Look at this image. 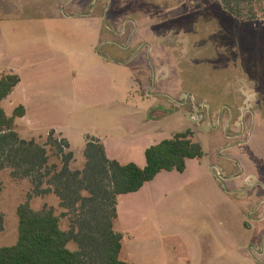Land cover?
Wrapping results in <instances>:
<instances>
[{"label": "rangeland", "instance_id": "rangeland-1", "mask_svg": "<svg viewBox=\"0 0 264 264\" xmlns=\"http://www.w3.org/2000/svg\"><path fill=\"white\" fill-rule=\"evenodd\" d=\"M68 1L60 8L62 0H0V62L13 57L28 88L33 125L18 118L20 136L45 143L53 127L61 128L76 169L85 164L88 136L125 135L150 116L166 117L153 130L168 135L191 127L205 165L219 176L221 195L203 188L182 200L179 214L163 219L165 232L185 236L170 254L180 263L264 264L255 254L261 241L264 246V222L257 221L264 217V11L250 21L225 12L220 0H92L89 17L72 16ZM27 52L33 57L25 58ZM51 63L58 64V82ZM4 106L13 113L8 101ZM49 154L57 163L55 152ZM0 183V246H11L19 236L17 208L32 183L16 181L9 168L0 171ZM58 203L53 193L31 201L35 210ZM61 227L69 228L67 218Z\"/></svg>", "mask_w": 264, "mask_h": 264}, {"label": "trees", "instance_id": "trees-1", "mask_svg": "<svg viewBox=\"0 0 264 264\" xmlns=\"http://www.w3.org/2000/svg\"><path fill=\"white\" fill-rule=\"evenodd\" d=\"M220 2L225 12L238 19L257 20L259 8L264 11V0ZM20 81L13 71L0 79V171L9 168L13 179H29L32 188L17 208L18 240L0 246V264H133L122 257L124 234L117 229L119 197L139 191L162 171L183 172L189 159L203 158L205 150L194 139V130L188 128L149 146L145 167L109 158L101 140L88 136L83 149L86 164L73 169L75 154L70 143L56 137L54 129L45 143L20 136L16 120L25 115V107L19 105L9 115L3 106ZM49 150L55 152L57 163L51 164ZM52 193L59 198L58 206L32 207L33 198ZM62 218L69 220L66 230L61 227ZM4 227L5 215L0 213V233ZM70 242L77 249H71Z\"/></svg>", "mask_w": 264, "mask_h": 264}, {"label": "crops", "instance_id": "crops-1", "mask_svg": "<svg viewBox=\"0 0 264 264\" xmlns=\"http://www.w3.org/2000/svg\"><path fill=\"white\" fill-rule=\"evenodd\" d=\"M63 1L64 0L59 4L60 8ZM68 2L69 4L75 5L74 8L76 10L72 16L84 15L90 17V15H92V0H69ZM78 4H80V7H78ZM78 8L80 9L78 10ZM106 17L107 15L104 16L105 20ZM101 19H99V21H101ZM106 25L107 24H105V26ZM95 27L97 32L101 31V24ZM50 33L53 34L52 32H49V34ZM96 38H99V36ZM98 42L101 43L102 41ZM28 57H33V54L30 52L25 53V58ZM11 59L10 63L1 60L0 79L2 75L8 71L17 73L16 70L18 68H16L14 64H11L14 58L11 57ZM48 69L51 72L52 82L54 79V81L58 82L60 72L58 64L51 63ZM18 75L21 77V81L15 90L3 101V106L5 102L8 101L10 107H13L14 112L17 106L23 105L26 111L25 115L18 118L26 119L27 126H32L33 122L29 120L28 88L25 84L24 75ZM32 76L33 74H31L28 79ZM185 116L188 117L187 113H185ZM163 119L155 121L151 116L150 118L148 117V119L145 117L142 128L132 130L128 128V132L125 135H107L105 137L99 135L93 136L100 139L105 145L109 158L116 159L122 163L134 162L140 167H145L147 164L145 156L146 149L151 145L173 136V134L168 135L163 133V130L160 129L153 130L155 129L156 123L158 122L161 124ZM52 129H54L60 137L67 138L64 136L61 128L53 127ZM67 140L69 141L68 138ZM203 188L206 190L209 189V191H207L209 194L214 193L218 197L221 195L219 176L216 175L214 166H206L204 158H192L187 161V167L183 172L176 170L162 171L157 174L155 178L146 182L139 191L120 195L118 201L117 229L124 234V250L122 257L133 264H192V261L188 259H184L183 263H180L176 255L172 256L170 254V250L176 253V241L184 239L185 236L181 231L174 229H169V231L165 232L166 227L163 223V219L165 220L171 215L179 214L177 209L181 206L180 203H182V200L185 197H196ZM236 192L238 193V191L234 189L233 192L230 191L229 193ZM252 205L254 206L255 204H251L249 207L250 209H252ZM254 211H251L250 214H253ZM263 220L264 218H257V221L262 223L264 222ZM245 224L247 225L248 221L245 222ZM201 227L202 226L198 225L195 227L196 234L201 233ZM248 227H250V229L252 228L249 224ZM215 233L218 236L219 229ZM224 234H226L227 237L225 240L228 242L229 230L227 229ZM250 243L253 242L250 241ZM170 245L172 246L171 248L169 247ZM254 245V243L251 244L250 248H254ZM208 247L213 248L212 241L208 243ZM249 251L251 254L252 249ZM242 252V255L244 254V256H246L247 248H244ZM200 255L203 256V254ZM208 255L210 254L204 256L206 261L213 259L214 256ZM260 257H264V254Z\"/></svg>", "mask_w": 264, "mask_h": 264}, {"label": "flooded vegetation", "instance_id": "flooded-vegetation-1", "mask_svg": "<svg viewBox=\"0 0 264 264\" xmlns=\"http://www.w3.org/2000/svg\"><path fill=\"white\" fill-rule=\"evenodd\" d=\"M262 218H264V217H262ZM254 248L259 249V248L256 247V244L254 245ZM263 249H264V246H262V242H261V247H260L259 250H257V252L255 251V254L257 253L258 256H262L264 254L263 253V251H264Z\"/></svg>", "mask_w": 264, "mask_h": 264}, {"label": "water", "instance_id": "water-1", "mask_svg": "<svg viewBox=\"0 0 264 264\" xmlns=\"http://www.w3.org/2000/svg\"><path fill=\"white\" fill-rule=\"evenodd\" d=\"M189 98V97H188Z\"/></svg>", "mask_w": 264, "mask_h": 264}]
</instances>
